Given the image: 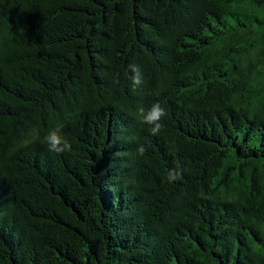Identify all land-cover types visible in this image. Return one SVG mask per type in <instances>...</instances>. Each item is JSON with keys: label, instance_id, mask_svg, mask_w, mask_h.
Segmentation results:
<instances>
[{"label": "trees", "instance_id": "obj_1", "mask_svg": "<svg viewBox=\"0 0 264 264\" xmlns=\"http://www.w3.org/2000/svg\"><path fill=\"white\" fill-rule=\"evenodd\" d=\"M0 264H264V0H0Z\"/></svg>", "mask_w": 264, "mask_h": 264}, {"label": "clouds", "instance_id": "obj_2", "mask_svg": "<svg viewBox=\"0 0 264 264\" xmlns=\"http://www.w3.org/2000/svg\"><path fill=\"white\" fill-rule=\"evenodd\" d=\"M133 76V86H139L143 83V74L139 66L135 63L130 64ZM166 108L162 106L159 101L151 104L147 109L143 105L137 107V118L142 123L151 125L150 132L152 135H157L160 133L164 125L161 123L162 119L166 116ZM45 142L48 145V150L56 153H61L64 151L71 150L70 142L60 134L57 129L50 130L45 136ZM146 148L144 145H139L136 149L138 155H144ZM179 178V173L173 170H169L166 179L169 182H173Z\"/></svg>", "mask_w": 264, "mask_h": 264}]
</instances>
